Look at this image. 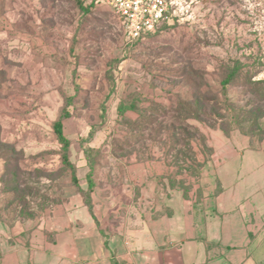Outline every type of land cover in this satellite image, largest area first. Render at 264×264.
<instances>
[{"label": "rangeland", "instance_id": "rangeland-1", "mask_svg": "<svg viewBox=\"0 0 264 264\" xmlns=\"http://www.w3.org/2000/svg\"><path fill=\"white\" fill-rule=\"evenodd\" d=\"M109 5L108 0H0V264H15L12 249L25 248L46 211L52 215L69 201L86 203L61 158L53 130L60 117L84 189L85 156L95 161L100 182L116 158L160 157L175 164L177 176L186 171L197 176L200 145L216 135L235 142L264 140V116L253 123L242 111L251 102L263 108L264 100L236 83L227 91L236 107L227 134L191 121L195 129L189 128L188 140L171 135L165 127L171 114L163 115L159 106L178 92L189 98L186 78H179L188 62L208 73L218 89V68L236 59L242 70L254 67L257 79L264 80V0H168L162 30L131 49ZM15 159L25 170L28 210L34 213L21 220L13 214L22 207L9 192L12 180L3 175ZM15 242L18 246H11ZM18 250L25 263V249Z\"/></svg>", "mask_w": 264, "mask_h": 264}, {"label": "crops", "instance_id": "crops-1", "mask_svg": "<svg viewBox=\"0 0 264 264\" xmlns=\"http://www.w3.org/2000/svg\"><path fill=\"white\" fill-rule=\"evenodd\" d=\"M242 139L216 135L201 144L197 176H177L175 164L160 157L116 158L91 190V208L69 201L52 215L46 211L11 260L264 264V140ZM18 249H25V263Z\"/></svg>", "mask_w": 264, "mask_h": 264}, {"label": "trees", "instance_id": "trees-1", "mask_svg": "<svg viewBox=\"0 0 264 264\" xmlns=\"http://www.w3.org/2000/svg\"><path fill=\"white\" fill-rule=\"evenodd\" d=\"M164 20L155 24L152 29L143 31L139 37L134 40L128 41L129 48H133L135 43L143 42L144 39H147L149 36H154L159 33L163 28ZM128 45V44H127ZM231 61V59H228ZM234 65L227 64L220 65L217 70L216 76L219 77L218 84L219 89L215 88L212 82L206 79L208 73L199 71L195 69L188 62V67L180 71L181 77H185L186 84L189 86V98H184L180 94H175L173 97L168 98V103L160 105V110L163 115L171 114L170 123H166L165 127L170 128L171 135H184V140H188L192 134L189 132V128H193L191 121H196L203 124H209V126H217L224 133L229 132V126L231 121L228 119V116L233 117L235 120L236 116V107L229 101L227 96V91L229 89V84H235L239 86H245L249 96L254 97L255 99L263 102L264 100V88H261L259 84L264 82L263 79H257L256 75L258 70H255L254 67L251 69L247 67L242 70L239 64V60ZM242 70V72H241ZM179 74V75H180ZM259 86V87H258ZM227 96V97H226ZM232 104V106H231ZM250 107L248 108V106ZM260 104L255 102L248 103L243 108V116L251 120L253 123H256L261 116H264V106L263 108L259 107ZM68 114V113H65ZM67 116V115H65ZM165 118V117H164ZM254 126L252 125V128ZM163 126L161 127V130ZM53 130L56 135L58 142L61 144V158L65 167L69 168L71 171V181L78 188L80 195H83L85 200V205L92 207L93 197L91 196V190L93 187L98 184L96 179V168L95 161L90 160L89 156H85L87 161L85 162L88 168V173L85 176V181L87 183L86 188H82L78 183L77 169L78 165L76 162H73L70 158V139L64 134L62 118H58L53 123ZM175 140H180L176 138ZM189 145V143H187ZM191 150V147H189ZM7 164L9 163L6 160ZM25 170L17 163V159L14 160L13 165L4 166L3 175L8 179L12 180L8 184L11 186L9 191L11 197L16 203L17 206H21V209H16L14 211V218L16 220L27 219L34 215L33 212L28 210V202L26 196L31 194V189H29L28 184H26L25 178H23V173ZM35 171L40 173L41 171L38 168H35ZM23 186V187H21Z\"/></svg>", "mask_w": 264, "mask_h": 264}, {"label": "built area", "instance_id": "built-area-1", "mask_svg": "<svg viewBox=\"0 0 264 264\" xmlns=\"http://www.w3.org/2000/svg\"><path fill=\"white\" fill-rule=\"evenodd\" d=\"M110 8L129 40L168 20V0H108Z\"/></svg>", "mask_w": 264, "mask_h": 264}]
</instances>
